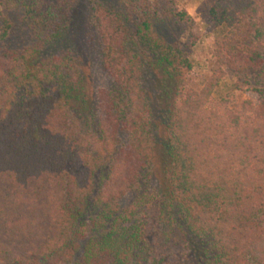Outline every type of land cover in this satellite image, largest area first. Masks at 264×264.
Masks as SVG:
<instances>
[{"label": "trees", "instance_id": "obj_1", "mask_svg": "<svg viewBox=\"0 0 264 264\" xmlns=\"http://www.w3.org/2000/svg\"><path fill=\"white\" fill-rule=\"evenodd\" d=\"M77 3L0 0L32 41L0 48V264H264V0L214 3L226 32L200 89L154 34L186 14L90 0L97 90L68 39ZM10 27L0 13V41ZM225 69L260 98L210 107Z\"/></svg>", "mask_w": 264, "mask_h": 264}, {"label": "rangeland", "instance_id": "obj_2", "mask_svg": "<svg viewBox=\"0 0 264 264\" xmlns=\"http://www.w3.org/2000/svg\"><path fill=\"white\" fill-rule=\"evenodd\" d=\"M103 2H130L132 0H100ZM168 4L172 12L186 14L184 19L161 15L155 23L154 34L163 37L169 43H178L186 52L192 69L185 78L186 89H200L205 80L216 70L218 65L212 55L215 42L226 32L225 26H216L210 11L217 0H151ZM90 0H78L71 15L68 39L79 57L86 73L92 78L97 90H107L112 84L110 74L104 69L101 59V44L97 31L89 19ZM10 22V30L3 41L1 49L20 50L32 41L23 28V11L20 9L6 10L0 5ZM226 70V69H225ZM226 74L215 89L210 107H214L224 98H229L236 110L247 99L258 100L260 95L253 85L240 87L234 74L226 70ZM120 141L129 139L127 132H120ZM127 200H123L125 204Z\"/></svg>", "mask_w": 264, "mask_h": 264}]
</instances>
